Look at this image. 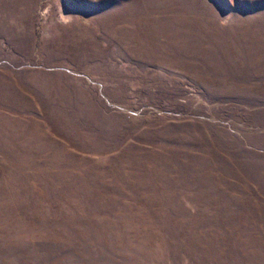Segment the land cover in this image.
<instances>
[{
	"label": "rangeland",
	"instance_id": "rangeland-1",
	"mask_svg": "<svg viewBox=\"0 0 264 264\" xmlns=\"http://www.w3.org/2000/svg\"><path fill=\"white\" fill-rule=\"evenodd\" d=\"M0 264H264V0H0Z\"/></svg>",
	"mask_w": 264,
	"mask_h": 264
}]
</instances>
